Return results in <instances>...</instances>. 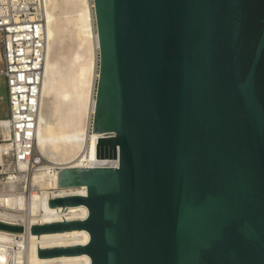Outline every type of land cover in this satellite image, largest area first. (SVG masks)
Segmentation results:
<instances>
[{
    "label": "water",
    "instance_id": "95a60500",
    "mask_svg": "<svg viewBox=\"0 0 264 264\" xmlns=\"http://www.w3.org/2000/svg\"><path fill=\"white\" fill-rule=\"evenodd\" d=\"M98 78L90 157L49 199L85 205L91 264H264V0H93ZM0 229L23 227L0 222Z\"/></svg>",
    "mask_w": 264,
    "mask_h": 264
},
{
    "label": "bare ground",
    "instance_id": "6f19581e",
    "mask_svg": "<svg viewBox=\"0 0 264 264\" xmlns=\"http://www.w3.org/2000/svg\"><path fill=\"white\" fill-rule=\"evenodd\" d=\"M63 1L68 0H45L46 2V28L47 39L46 54L44 61V76L41 85V108L37 119L36 140L37 150L47 162L43 165L29 166V175L16 174L10 178L15 181L9 185L7 181L0 179V219L4 223L20 225V232L0 229V264H91V257L87 253L77 255H57L52 257H39V248H53L56 246L84 245L90 240V234L86 229H73L51 233L33 234L32 224H43L61 220H84L88 216V208L85 205L70 207H51L49 199L56 194H87L86 186L59 188L58 173L52 171L54 165L62 167H92L98 163H118L117 160H95L90 157L91 143L100 134L93 131V136L88 137L90 132L92 115L95 108V87L98 78V50L99 40L95 30L94 2L93 0H70L72 4L77 3L79 9L72 14L71 20L74 30L81 44H85L92 54V61H82L79 69V80L81 86L92 91L88 113V123L82 134L62 132L57 124L60 122L58 111L62 103L74 100L73 93L62 90V97L52 99L44 96L46 82L48 81V69L52 64L50 56L53 54L51 39H55L54 12ZM68 4V3H67ZM57 12V11H56ZM57 14V13H56ZM70 14V13H68ZM67 15V14H65ZM59 16V15H58ZM61 16V15H60ZM58 20V19H57ZM58 23V22H57ZM57 28V27H56ZM56 42V39H55ZM55 51V50H54ZM76 59L77 56L75 57ZM79 63V61H77ZM61 93V92H60ZM76 96V95H75ZM64 100H67L64 102ZM75 101V100H74ZM73 104V103H72ZM68 105V103H67ZM64 108V105H63ZM63 112V111H62ZM5 133L10 134L9 120L1 123ZM82 136V137H81ZM9 143L0 142V161L8 160ZM38 152V153H39ZM26 166L20 165L21 169ZM26 179V180H25ZM21 181V188L18 182ZM29 186V193L23 191V186ZM14 188V189H13ZM13 189L9 194L3 196L2 191Z\"/></svg>",
    "mask_w": 264,
    "mask_h": 264
},
{
    "label": "built area",
    "instance_id": "2783aa9c",
    "mask_svg": "<svg viewBox=\"0 0 264 264\" xmlns=\"http://www.w3.org/2000/svg\"><path fill=\"white\" fill-rule=\"evenodd\" d=\"M45 15V0H0V61L4 65L0 74L6 80L9 104L6 118L10 123L7 135L0 118V142L10 144L8 160L0 161V179L12 186L15 183L10 178L12 175L25 174L27 179L29 166L47 162L35 145L47 45ZM22 164L26 166L24 169L20 168ZM63 168L54 165L52 171L58 173ZM18 185L21 188V181ZM31 188L24 185L23 191L29 193ZM13 189L2 191L3 196L15 191ZM66 195L71 194H56L51 198Z\"/></svg>",
    "mask_w": 264,
    "mask_h": 264
},
{
    "label": "rangeland",
    "instance_id": "374dc122",
    "mask_svg": "<svg viewBox=\"0 0 264 264\" xmlns=\"http://www.w3.org/2000/svg\"><path fill=\"white\" fill-rule=\"evenodd\" d=\"M63 2L64 3H61L60 7L57 8V12H54L56 42L54 38L51 39V43L54 46L53 54L50 56L53 60V65L48 69V81L46 82L44 96H48L52 99H59L60 97L63 99L62 90L73 93L75 101L72 100V102L69 103V101L64 100V102H67L62 103L57 112L60 117V122L57 126L64 133L69 134L72 132L73 134H82L89 120L88 113L93 93L89 89H85L81 86L78 67L82 61L90 63V61H92V54L88 51L89 48L86 47L85 44L80 43L72 24L71 16L79 9V5L77 6V3L72 4L70 0ZM1 51L2 47L0 43V53ZM76 56L78 59L75 58ZM77 61H79V63ZM3 68L4 65L0 61V72ZM8 114L9 104L6 80L0 74V118H2V121L8 119L4 118L7 117ZM92 136L93 131L90 130V132H88V137L92 138ZM37 151L39 152V150Z\"/></svg>",
    "mask_w": 264,
    "mask_h": 264
},
{
    "label": "crops",
    "instance_id": "0c3cea01",
    "mask_svg": "<svg viewBox=\"0 0 264 264\" xmlns=\"http://www.w3.org/2000/svg\"><path fill=\"white\" fill-rule=\"evenodd\" d=\"M4 118H6V117H4ZM2 119V118H1Z\"/></svg>",
    "mask_w": 264,
    "mask_h": 264
}]
</instances>
